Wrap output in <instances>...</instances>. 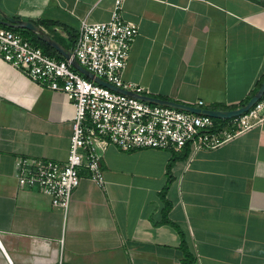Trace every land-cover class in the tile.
<instances>
[{
    "label": "crops",
    "instance_id": "0c3cea01",
    "mask_svg": "<svg viewBox=\"0 0 264 264\" xmlns=\"http://www.w3.org/2000/svg\"><path fill=\"white\" fill-rule=\"evenodd\" d=\"M0 7L66 48L82 20L109 21L115 0ZM123 17L139 27L123 80L144 95L234 110L258 90L264 0H125ZM74 115L63 92L0 58V264H264V122L197 153L110 147L105 187L84 172L64 211L21 189L16 165L65 162Z\"/></svg>",
    "mask_w": 264,
    "mask_h": 264
},
{
    "label": "built area",
    "instance_id": "2783aa9c",
    "mask_svg": "<svg viewBox=\"0 0 264 264\" xmlns=\"http://www.w3.org/2000/svg\"><path fill=\"white\" fill-rule=\"evenodd\" d=\"M124 1L115 0L107 22H80L70 60L59 61L20 32L0 27V58L42 87L63 92L75 109L65 162L20 158L16 165L19 187L48 196L56 209L69 208L84 172L90 181L105 187L102 161L110 147L125 152H179L190 147L197 153L217 149L238 133L264 122V98L248 113L232 119L230 128H223L211 117L144 102L112 91L78 72L73 60L117 88L144 94L123 80L139 35L138 25L123 17ZM189 106L206 108L202 101Z\"/></svg>",
    "mask_w": 264,
    "mask_h": 264
},
{
    "label": "water",
    "instance_id": "95a60500",
    "mask_svg": "<svg viewBox=\"0 0 264 264\" xmlns=\"http://www.w3.org/2000/svg\"><path fill=\"white\" fill-rule=\"evenodd\" d=\"M0 25L9 29L13 30H24L29 31L37 36V38L53 50H55L60 56H62L65 60H70L72 53L71 50H67L60 42L53 39L47 32H45L40 26L36 25L33 22L30 21H21L19 19H15L9 15H7L2 8L0 7ZM73 67L80 72L84 77L95 81L99 85H102L106 88L111 89L112 91L119 92L124 95L135 97L139 100H142L144 102L154 104V105H161L166 106L170 108H174L177 110L190 112L196 115H203L208 116L216 120H231L234 118H238L246 113H248L251 109H253L258 102H260L264 98V81L262 82L261 86L259 87L258 91L255 95H253L250 100L242 105L238 109L234 110H217V109H211V108H197L192 107L189 105H185L182 103L169 101V100H163L155 97H150L148 95H142L133 93L130 91H126L120 88H117L106 81L95 77L92 73H90L88 70L83 68L77 61H72Z\"/></svg>",
    "mask_w": 264,
    "mask_h": 264
},
{
    "label": "trees",
    "instance_id": "16d2710c",
    "mask_svg": "<svg viewBox=\"0 0 264 264\" xmlns=\"http://www.w3.org/2000/svg\"><path fill=\"white\" fill-rule=\"evenodd\" d=\"M42 25H44V26H46V27H50V25H48V24H43L42 23ZM0 27H3V26H1L0 25ZM3 28H6V27H3ZM7 29H9V28H7ZM11 30H13V29H11ZM14 31H17V32H20L28 41H30L32 44H34L35 46H37V47H39V48H41L42 50H43V52L45 53V54H47V55H50V56H52L53 58H55V59H57V60H59V61H63L64 60V58L62 57V56H60L55 50H53L52 48H50L49 46H47L46 44H44V43H42L38 38H37V36L35 35V34H33V33H31V32H29V31H24V30H14ZM28 34V35H27ZM69 34H70V37H71V39H72V44L70 45V46H68V47H66L68 50H71L72 49V47H73V45H74V43H75V41L77 40L76 39V35L74 34V33H72V32H70L69 31ZM264 81V75H263V77H262V79H261V81H260V83H259V85H258V89H259V87L261 86V84H262V82ZM258 91V90H257ZM256 91V92H257ZM256 92L253 94V95H255L256 94ZM252 95V96H253ZM251 98V97H250ZM250 98L248 99V100H246V102L244 103V104H246L249 100H250ZM218 124H224V125H226L227 123H230L231 121H232V119L231 120H215Z\"/></svg>",
    "mask_w": 264,
    "mask_h": 264
},
{
    "label": "rangeland",
    "instance_id": "374dc122",
    "mask_svg": "<svg viewBox=\"0 0 264 264\" xmlns=\"http://www.w3.org/2000/svg\"><path fill=\"white\" fill-rule=\"evenodd\" d=\"M28 35V34H27Z\"/></svg>",
    "mask_w": 264,
    "mask_h": 264
}]
</instances>
